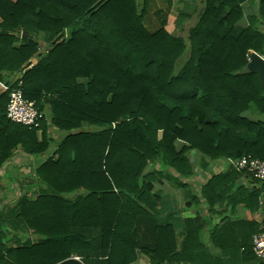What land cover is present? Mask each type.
Instances as JSON below:
<instances>
[{"label": "trees", "instance_id": "1", "mask_svg": "<svg viewBox=\"0 0 264 264\" xmlns=\"http://www.w3.org/2000/svg\"><path fill=\"white\" fill-rule=\"evenodd\" d=\"M245 1L204 0L181 37L164 22L149 33L136 0H0L2 141L29 156L48 150L43 132L36 139L46 128L43 119L35 129L6 118L18 83L39 112L48 107L50 126L62 133L35 169L43 189L31 202L17 201L8 216L31 215L30 228L40 237L8 246L9 222L0 220V264H79L70 259L83 250L72 225L99 229L104 264H131L137 252L149 264L191 260L186 255L195 248L196 229L186 222L176 251L173 227L157 224L147 211L153 210L149 192L163 174L184 186L193 175L190 151L200 164L264 160V120L248 115L264 119V90L255 73L240 74L251 53L264 59V0L241 27ZM184 19L179 13L177 25ZM41 42L51 43L45 53L38 50ZM33 58L37 63L29 67ZM150 163L158 168L150 171ZM241 174L264 183L231 167L212 175L200 196L212 206L214 186ZM77 191L83 195L58 198ZM56 208L71 209L73 216L52 217ZM68 218L63 230L58 225Z\"/></svg>", "mask_w": 264, "mask_h": 264}, {"label": "crops", "instance_id": "2", "mask_svg": "<svg viewBox=\"0 0 264 264\" xmlns=\"http://www.w3.org/2000/svg\"><path fill=\"white\" fill-rule=\"evenodd\" d=\"M136 1L138 8L143 10L142 25L149 33L156 32L161 23L164 22L168 31H179L180 33L174 36L181 37L182 32L186 33L187 29L195 22L199 11L204 7V0ZM257 3L258 0L245 1L243 18L239 21L241 27L248 26V17L251 16L252 12H255ZM181 12L185 14L183 27L176 23ZM174 24L175 28L173 29ZM167 25L170 27L167 28ZM150 28L152 30H149ZM22 33L20 37L24 35ZM50 47V42L45 44L41 42L38 50L45 53ZM36 63V58L29 61L31 67ZM83 81L77 80L79 83ZM5 89L4 84L0 83V93L4 92ZM41 112L44 114L43 120L46 128L37 130L36 139L37 142L41 141L43 132L50 141L48 150L36 157L23 153L19 146L11 150L10 146L2 141L4 132L0 130V159L3 155L9 154L8 158L0 162V215H4L0 220L9 222L5 223V226L8 232L7 245L11 247L34 244L40 237L30 228L31 215L23 216L22 214L20 220L13 219V216H10L9 219L8 216L17 201L25 199L31 202L37 198L41 192L40 189L43 187L39 186L35 177V169L51 154L55 149L54 143L62 137L59 130L50 126L48 107ZM257 118L264 120L262 116ZM193 155H195L193 175L182 182L184 186L179 185L173 180V176L168 174H163L159 182L154 181L151 184L152 190L149 192L148 203L151 204L152 202L153 210H150L149 207L147 211L149 215L153 216L157 224L173 227L176 251L179 250L184 239L186 222H190V225L196 229L195 245L191 244L195 248L186 255V258L190 257L191 260L167 261L164 264H264L257 261L249 251L246 254L242 250L243 245H247L248 250L251 248L253 235L264 232V183H256L244 174L238 175L236 178L229 179V183L224 186L221 184L214 186V191L209 193V197L215 203L208 206L200 196L202 185L212 175H225L229 169H226V162L219 160L200 164L196 151L189 153L191 162ZM157 165V163H150L149 170H156ZM253 191H256V194L251 196ZM82 195V192L77 191L63 193L58 198L73 200ZM139 205L141 206V204ZM54 210L49 211L53 214L52 217L62 214H67L68 217L73 216L71 209L60 210V208H56ZM69 225L70 220L68 218L66 225L58 226H63L62 229L64 230ZM70 229L73 234L77 233L83 242V250L72 251L70 259L79 264H104L106 251L101 248L99 229L75 228L73 225ZM131 264H149V261L137 252V259Z\"/></svg>", "mask_w": 264, "mask_h": 264}, {"label": "built area", "instance_id": "3", "mask_svg": "<svg viewBox=\"0 0 264 264\" xmlns=\"http://www.w3.org/2000/svg\"><path fill=\"white\" fill-rule=\"evenodd\" d=\"M20 83L14 89L6 105V118L12 123L38 129L44 114L39 112L33 102L25 100L19 89ZM234 168L251 176L254 180L264 182V160H255L249 156L226 162V169ZM251 253L254 258L264 263V232H259L252 236Z\"/></svg>", "mask_w": 264, "mask_h": 264}, {"label": "water", "instance_id": "4", "mask_svg": "<svg viewBox=\"0 0 264 264\" xmlns=\"http://www.w3.org/2000/svg\"><path fill=\"white\" fill-rule=\"evenodd\" d=\"M22 35L26 36L25 32L22 33ZM249 73H255L257 75L260 86L264 90V59L256 53H251L248 56L247 63L240 72V74ZM192 153H194V151H192Z\"/></svg>", "mask_w": 264, "mask_h": 264}, {"label": "rangeland", "instance_id": "5", "mask_svg": "<svg viewBox=\"0 0 264 264\" xmlns=\"http://www.w3.org/2000/svg\"><path fill=\"white\" fill-rule=\"evenodd\" d=\"M174 26H175V24L172 26L173 29L175 28ZM160 27H161V26H160ZM169 27H170V26L167 25V28H169ZM151 28H152V26H151ZM151 28H150L149 30H152ZM158 28H159V27H158ZM169 33H170V34L172 33V35H176V34H178V33H180V32H179V31H174V32H173V31H171V32L169 31ZM68 34H69V32L66 30V31H65V37H69ZM185 34H186V33H183V32H182V37L186 36ZM29 67H31L30 64H29ZM246 115H247V114H246ZM248 115H249L250 118H257V116H256L255 114H249V113H248ZM15 172H16V171H15ZM16 174H17V172H16ZM6 179H9V178H6Z\"/></svg>", "mask_w": 264, "mask_h": 264}]
</instances>
